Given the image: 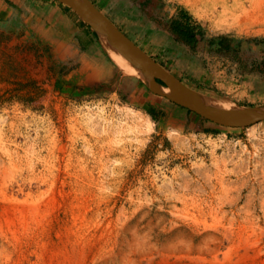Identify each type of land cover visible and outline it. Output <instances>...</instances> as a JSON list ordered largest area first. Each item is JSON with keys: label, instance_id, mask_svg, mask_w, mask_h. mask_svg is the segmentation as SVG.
Wrapping results in <instances>:
<instances>
[{"label": "rangeland", "instance_id": "1", "mask_svg": "<svg viewBox=\"0 0 264 264\" xmlns=\"http://www.w3.org/2000/svg\"><path fill=\"white\" fill-rule=\"evenodd\" d=\"M22 1L0 0V264H264V120L152 92L101 38L102 65L60 59ZM90 1L191 88L264 103V13L220 26L177 0Z\"/></svg>", "mask_w": 264, "mask_h": 264}, {"label": "water", "instance_id": "2", "mask_svg": "<svg viewBox=\"0 0 264 264\" xmlns=\"http://www.w3.org/2000/svg\"><path fill=\"white\" fill-rule=\"evenodd\" d=\"M59 1L66 3L77 11L83 17V20L93 26L102 40L104 38L103 33L108 28L120 46L136 61L139 70V73L136 75L152 92L165 96L171 101L216 123L244 126L264 120V103L243 104L224 102L214 96L195 90L179 80L120 29L103 11L95 7L90 0ZM170 80L178 85L184 96L164 90L163 87L165 85H170ZM190 95L202 97L205 101L190 100L188 98ZM210 101H219L221 103H212Z\"/></svg>", "mask_w": 264, "mask_h": 264}, {"label": "crops", "instance_id": "3", "mask_svg": "<svg viewBox=\"0 0 264 264\" xmlns=\"http://www.w3.org/2000/svg\"><path fill=\"white\" fill-rule=\"evenodd\" d=\"M22 3L32 4L33 7L27 8L30 11L29 15L37 14L36 19L39 22L37 28L41 31L44 29L49 36L54 37L53 42L59 46L60 59H68L73 54H79L83 61L81 67H87L88 61L95 63L89 65L92 68L97 67V64L102 65L103 53L99 35L72 7L59 0H26ZM46 21L51 22L48 30L45 25L42 27V23L46 24ZM175 118L178 121L182 120L181 115Z\"/></svg>", "mask_w": 264, "mask_h": 264}, {"label": "bare ground", "instance_id": "4", "mask_svg": "<svg viewBox=\"0 0 264 264\" xmlns=\"http://www.w3.org/2000/svg\"><path fill=\"white\" fill-rule=\"evenodd\" d=\"M184 5L194 15L206 17L214 21L217 25L224 26L229 23L237 22L239 17L252 18L264 13V0H249V6H246L243 0H177ZM260 16V15H259ZM238 23V22H237ZM103 43L112 57L126 71L138 74L139 70L133 57L120 46L116 38L106 28L103 33ZM164 90L176 95L184 96L174 81L170 80V85H165ZM193 101H205L202 97L188 96ZM223 101V100H222ZM212 103H221L219 101H210ZM150 123H148V126Z\"/></svg>", "mask_w": 264, "mask_h": 264}, {"label": "trees", "instance_id": "5", "mask_svg": "<svg viewBox=\"0 0 264 264\" xmlns=\"http://www.w3.org/2000/svg\"><path fill=\"white\" fill-rule=\"evenodd\" d=\"M198 28V24L194 25L189 22V17H185V19L176 17L171 23V29L177 37L189 44H193L198 40L196 35V29Z\"/></svg>", "mask_w": 264, "mask_h": 264}]
</instances>
